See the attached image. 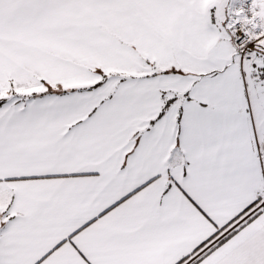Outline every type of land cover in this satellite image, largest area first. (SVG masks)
<instances>
[{
  "label": "snow or ice",
  "instance_id": "1",
  "mask_svg": "<svg viewBox=\"0 0 264 264\" xmlns=\"http://www.w3.org/2000/svg\"><path fill=\"white\" fill-rule=\"evenodd\" d=\"M0 264H264V0H0Z\"/></svg>",
  "mask_w": 264,
  "mask_h": 264
}]
</instances>
